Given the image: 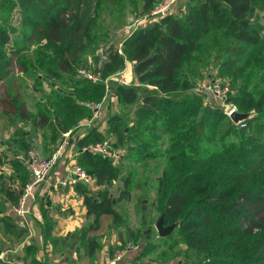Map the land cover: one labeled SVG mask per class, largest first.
Masks as SVG:
<instances>
[{"label":"trees","instance_id":"16d2710c","mask_svg":"<svg viewBox=\"0 0 264 264\" xmlns=\"http://www.w3.org/2000/svg\"><path fill=\"white\" fill-rule=\"evenodd\" d=\"M155 1L142 0L140 11H149ZM117 4V0H0V80L9 76L14 62L32 75L36 92L31 110L24 104L26 98L20 100L12 76L0 98V109L13 123L15 118L28 123L27 128L18 125L13 144L0 150V164L10 161L18 181L0 176V212L17 203L31 180L26 162L12 157L28 150L30 129L42 132L47 154L69 132L76 141L77 162L87 164L81 165L94 182H76L88 219L65 237L75 243L76 253L83 249L94 257L103 245L101 228L124 222L109 188L122 167L87 147L107 139L117 153L124 147L136 161L164 159L157 186L158 191L164 189L161 214L164 223L178 224L161 237L175 231L181 235L187 245L182 252L194 251L191 264H264V0H178L175 11L168 9L160 19L134 30L120 51L111 43L101 69L93 68L99 79L92 80L78 70L84 67L88 46L107 35L99 10ZM15 13L21 18L9 31L5 23ZM211 61L231 79L223 100L235 102L240 110H254L244 125L233 124L221 106L204 104L194 88L201 67ZM126 62H132L135 81L106 80ZM254 75L258 80L252 82ZM108 83L118 109L104 118L100 107L98 117L105 121L72 137L79 121L92 116L84 102L100 101ZM129 104L134 108L128 115ZM162 137L166 145L151 151ZM132 174L133 169L122 177V192ZM0 220L17 235L26 231L11 210ZM109 248L112 251V245ZM0 264L12 263L2 258Z\"/></svg>","mask_w":264,"mask_h":264},{"label":"rangeland","instance_id":"374dc122","mask_svg":"<svg viewBox=\"0 0 264 264\" xmlns=\"http://www.w3.org/2000/svg\"><path fill=\"white\" fill-rule=\"evenodd\" d=\"M160 1L162 2V0H156L153 7L149 11L144 12L140 11L142 0H117L118 4L112 6V9L109 6H106L104 9H102V11L99 10V20L105 26L107 35L99 36L97 41L91 43L88 46L84 53V67L80 68L84 69L88 73H93V68L96 66L101 69L103 63L108 58L111 43L114 44L115 47H118L120 51L123 41L128 36H130L134 30L147 25L149 22L160 19L159 17L162 14L155 15L151 13V11L156 5L159 4L158 2ZM177 2L178 0H173L171 2L170 9L172 11H175ZM90 14H93L92 6L90 8ZM12 17V21L5 23V25L8 26L7 28L9 31L12 30L11 28H13V26H18V21L21 18L19 13H15ZM12 35L13 33L9 32L10 38H12ZM11 41L12 39L9 40V44H12ZM10 65L11 71L9 76L6 79L0 80V98H2L5 94L4 92L7 85V80L14 76V81L17 84L18 90L21 94L20 100L26 98V103L24 104L29 109L34 110L33 104L36 92L33 87L32 75L24 73V71H20L14 62H12ZM201 72L202 76L199 78V81L194 88H197V90H199L203 95L204 104L212 103L214 105L221 106L224 113H226V105L234 104L235 110L240 112H249L250 116L246 119L254 116L255 112L253 109H251L253 111L240 110L237 108V104L235 102L232 101L227 103L220 98H216L214 95L204 89L206 82L214 76H220L231 87V79H229L226 74L219 70V67L216 65L215 61H211L208 64H203L201 67ZM256 72L259 74L258 71ZM108 78L111 82L114 80L125 83H131L135 81L132 70V62H126V66L123 69L111 74L106 78V80H108ZM257 80V76L254 75L252 77V82ZM111 84L112 83H108V88L104 94V97L100 100L102 109H100V111L102 115H104V118L109 111L118 109V104L114 101L115 99ZM133 108L134 104L128 105V115L132 113ZM18 121L19 120L15 118V122ZM20 121L24 124H28L27 122H24L23 119H20ZM103 121H101L100 116L91 118V124L94 125H99L103 123ZM231 121L236 126L240 125L239 123L234 122L232 118ZM78 124H81V122ZM17 126L18 123H13L10 119V115H4L2 111H0V140L1 138L6 139L8 132H11L13 129L15 130ZM75 135L76 133H74L72 137ZM31 137L35 138V143L40 149V142L42 144V141L44 140L42 132L39 129H30V132L26 134V138L29 140ZM106 137L113 140L112 136L108 134ZM69 138V134L64 135V138L61 139L59 145H62V148L68 146ZM161 139L162 140L157 143V146L150 149L151 151L156 149L161 150L166 145V138L162 137ZM28 140L26 141L29 143ZM2 147H4V143L0 144V148ZM72 148L74 149V151L72 150V154L75 155L76 145L74 144ZM159 150L156 152L158 153ZM117 151L118 156L114 158L113 162L114 164H118L122 167V173L111 181L109 188L111 195L114 198V205L119 211L124 222L120 227L112 225L109 228H101L99 232H103L101 235V241L103 242L102 248L96 253L94 257H84L82 260H80L79 264H110V260L114 257V252L117 249L123 248L126 242H130L132 244L131 247L127 249L125 254L122 256L123 258H120L121 260L118 259L113 264H182V262H184V264H191L190 259L194 258V251L191 250L188 255H185L182 252L183 249L187 248L182 236L177 234L175 231L172 235L163 238L165 235L161 237L155 225L156 220L162 215L161 199L164 194V189L161 188L158 191L157 186L162 175L164 159L158 156L152 160L142 159L136 161L134 155L132 154L130 156L129 151H126L124 147L117 149ZM158 155L160 154L158 153ZM79 163L87 166V164L83 163L82 161ZM131 169H133V174L131 180L128 183L127 191L122 192L125 185L123 183L122 177ZM90 184H93V182ZM83 219L84 217L82 215L77 218L79 224L83 222ZM172 223L174 224L172 228L174 230V227L178 224V222L175 221ZM119 230L121 236L120 239L118 234ZM110 245H112V251H110ZM59 257V251L55 252L53 258L55 260L62 258Z\"/></svg>","mask_w":264,"mask_h":264},{"label":"crops","instance_id":"0c3cea01","mask_svg":"<svg viewBox=\"0 0 264 264\" xmlns=\"http://www.w3.org/2000/svg\"><path fill=\"white\" fill-rule=\"evenodd\" d=\"M0 111L2 110L0 109ZM2 113L6 115L3 111ZM89 120L90 118L79 121L81 124H78L75 133L82 136L90 127L95 126L89 123ZM17 123L24 128L28 127L27 124L20 120ZM67 134L69 132H64L63 136ZM16 136L18 134L13 129L8 132L6 139L1 138L0 144L4 143V147L0 148V150L5 149L7 143L9 145L13 144L12 142ZM75 143V140L69 138L68 146L62 148L59 143L57 146L52 147L51 153L59 150L57 158L47 180L37 184L29 196V211L25 233L17 235L16 231H8L5 222L0 220L1 251H3L4 259H10L12 264H37L33 262H39L38 264H79L80 260L87 256L83 253V249H80V254L76 253L75 243L71 241L70 237H65L68 232L82 226L88 219L83 197L75 189L76 183L67 181L66 184H59L57 187L51 185L53 182H58L60 179L68 177V163L73 160L77 161V148H75V155L72 154L74 151L72 147ZM39 146L42 154H51L45 153L43 141L42 144L40 142ZM10 155L7 154L5 157L10 158ZM24 155L23 151H19L12 157L24 160ZM2 175L12 176L18 182L10 161L0 164V176ZM90 187L95 189L97 185ZM10 210L9 206L5 211L0 212V218L3 213L9 214ZM80 215L84 217L81 224L77 221ZM64 239L65 242L62 241ZM57 251L60 254L59 258H62L55 260L53 255Z\"/></svg>","mask_w":264,"mask_h":264},{"label":"built area","instance_id":"2783aa9c","mask_svg":"<svg viewBox=\"0 0 264 264\" xmlns=\"http://www.w3.org/2000/svg\"><path fill=\"white\" fill-rule=\"evenodd\" d=\"M172 1L173 0H162V2H158L159 4L155 6L151 13L155 15L165 14L167 10L170 9ZM78 71L80 74L87 76L92 80L98 79V75L94 73H88L84 69H79ZM204 88L210 90L215 96L223 100L224 96L229 90V84L225 82L220 76H214L212 77L210 82L204 85ZM84 103L92 109L91 118L95 116L97 117L98 111L101 107V102L85 101ZM233 110H235L234 104L226 105L225 112L227 114H230ZM91 118L89 120V123H91ZM239 124L244 125L245 123L241 121ZM30 140L31 143L24 155V160L30 170L31 180L24 184L17 203L11 206V211L15 215L16 223L19 227L27 226L29 196L37 184H40L41 182L47 180L48 175L56 161L57 154L59 151L57 150L48 156L43 155L35 143V138L31 137ZM87 147L90 148L92 151L101 153L107 157L116 158L118 156V153L111 147L109 140L107 139L91 143ZM67 181L71 183L82 181L84 183L90 184L94 182V177L85 167H83L76 160H73L68 163V177L66 179L62 178L58 182H53L51 183V185L57 187L59 184H66ZM131 245L132 244L130 242H126L123 248L117 249L114 252V257L110 260V264H113L118 259H120L125 254L127 249L131 247ZM2 258H4L3 251H0V259Z\"/></svg>","mask_w":264,"mask_h":264},{"label":"water","instance_id":"95a60500","mask_svg":"<svg viewBox=\"0 0 264 264\" xmlns=\"http://www.w3.org/2000/svg\"><path fill=\"white\" fill-rule=\"evenodd\" d=\"M253 111V110H251ZM251 113V112H250ZM230 118L234 120L236 123H240L241 121L245 120L247 117L250 116L249 112H240L237 110H233L229 114ZM156 228L158 230L159 235L163 236L168 234L172 228H173V223L170 224H164L163 222V215L159 216V218L155 222Z\"/></svg>","mask_w":264,"mask_h":264}]
</instances>
